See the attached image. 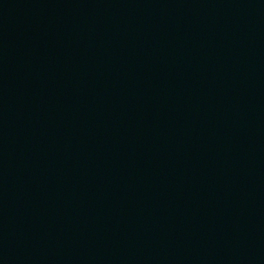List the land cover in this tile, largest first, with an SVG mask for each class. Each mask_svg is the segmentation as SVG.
Returning a JSON list of instances; mask_svg holds the SVG:
<instances>
[{
  "label": "water",
  "instance_id": "1",
  "mask_svg": "<svg viewBox=\"0 0 264 264\" xmlns=\"http://www.w3.org/2000/svg\"><path fill=\"white\" fill-rule=\"evenodd\" d=\"M0 264H264V0H0Z\"/></svg>",
  "mask_w": 264,
  "mask_h": 264
}]
</instances>
